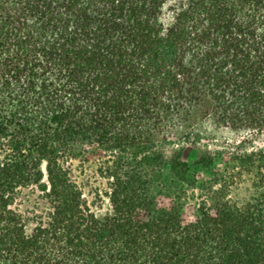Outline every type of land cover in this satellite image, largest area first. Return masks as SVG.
Wrapping results in <instances>:
<instances>
[{
  "label": "trees",
  "instance_id": "16d2710c",
  "mask_svg": "<svg viewBox=\"0 0 264 264\" xmlns=\"http://www.w3.org/2000/svg\"><path fill=\"white\" fill-rule=\"evenodd\" d=\"M262 136L264 0H0V264H264Z\"/></svg>",
  "mask_w": 264,
  "mask_h": 264
},
{
  "label": "rangeland",
  "instance_id": "374dc122",
  "mask_svg": "<svg viewBox=\"0 0 264 264\" xmlns=\"http://www.w3.org/2000/svg\"><path fill=\"white\" fill-rule=\"evenodd\" d=\"M168 17V13H166ZM195 125V131L198 130L202 133V139L200 143L193 144H182L180 147H173L176 152L180 153L182 158L191 165L192 174L195 175L200 183L210 182L212 175L209 170L202 166L199 162L202 156L206 152L212 153L216 157V169L218 171L226 170L228 165L229 152L232 146L243 139L244 134L235 132L227 127L216 126L212 122H205L202 125ZM172 139V137H169ZM257 148H264V136L257 138L254 143ZM173 150H171L170 154ZM97 160L94 158H89L88 162L83 163L82 161L72 162L73 170L75 175L79 177L80 181L87 185V190L89 191L90 184L95 186L104 185L103 181L97 179L96 169ZM80 165H83V172ZM250 181L249 178H245L237 188L235 189V195L239 198H245L250 194L249 191ZM197 205L198 200H191L186 206V215L189 220H194L197 217ZM108 204L104 205L102 210L99 212H105L108 208Z\"/></svg>",
  "mask_w": 264,
  "mask_h": 264
}]
</instances>
